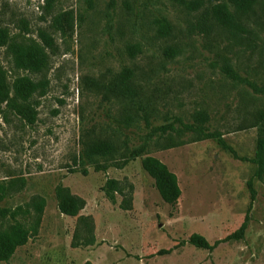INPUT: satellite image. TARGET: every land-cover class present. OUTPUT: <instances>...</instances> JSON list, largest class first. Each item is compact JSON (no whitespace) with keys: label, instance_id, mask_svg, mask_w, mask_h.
<instances>
[{"label":"rangeland","instance_id":"obj_1","mask_svg":"<svg viewBox=\"0 0 264 264\" xmlns=\"http://www.w3.org/2000/svg\"><path fill=\"white\" fill-rule=\"evenodd\" d=\"M199 1L204 7L190 11L169 0H0V28L47 62L41 74L18 70L0 46L9 92L0 103V185H12L0 202V232L29 233L0 264H264V173L256 177L258 166L248 161L264 123V95L251 86L264 87V0L236 18L235 29L208 10L224 4L233 14L236 0ZM127 68L136 96L117 98L113 85ZM29 80L44 83L45 93L25 102L16 86ZM200 111L239 159L215 140L155 145L156 129L177 117L191 122ZM97 138L137 153L111 165L89 153ZM146 157L176 176V205L162 200ZM251 179L257 196L245 235L215 246L244 223ZM110 180L119 192L109 193ZM62 191L85 202L76 217L61 212ZM34 198L44 202L35 235ZM194 234L212 248L189 244Z\"/></svg>","mask_w":264,"mask_h":264},{"label":"trees","instance_id":"obj_2","mask_svg":"<svg viewBox=\"0 0 264 264\" xmlns=\"http://www.w3.org/2000/svg\"><path fill=\"white\" fill-rule=\"evenodd\" d=\"M174 5L181 8H185L190 11H197L204 7L203 3L199 0H169ZM235 11L232 14L226 5H218L208 10L210 15L220 26L229 29L236 28V20L246 16L251 10L253 3L256 0H236L235 1ZM233 17V18H232ZM237 18V19H236ZM235 19V20H233ZM169 27H161L160 32L163 35H168L170 30ZM0 46H7L10 51L14 65L18 70L29 71L34 74H41L47 68V62L42 57L35 46L26 45L22 43H14L9 37V33L4 28H0ZM134 54L137 50H133ZM170 57H173L177 50L169 48L167 49ZM225 71L233 76V70L231 66H226ZM134 71L132 69H125L118 79V82L113 85L116 97L122 98H133L136 96L135 85H134ZM5 73L0 61V103L6 102L8 99L9 92L6 87ZM255 91L259 94L264 95V87L258 88L255 85H251ZM45 89L44 83L36 84L29 80L24 84H17L16 86V96L21 100L27 102L35 95H43ZM113 93V91H111ZM261 119H264V115H261ZM210 116L205 111H200L194 114L191 122H185L182 118L177 117L171 123L161 126L154 132L156 137L155 145L159 149L167 150L179 147L185 144L187 141L185 137H192L191 142L204 141V140H215L218 144L225 150L229 151L234 158L239 159L237 153L229 147L223 140V136L217 132L212 131L209 126ZM88 150L92 156H98L106 159L107 163L111 165H116L121 162L126 165L137 153L128 146V144H120L111 138H97L88 141ZM246 161V159H241ZM251 161L258 166L256 172V177L262 178L264 173V123H261L260 135L257 142V152L256 157ZM101 166H98L100 168ZM107 165L103 166L102 169L106 170ZM144 170L155 180V186L158 190L162 200L174 206L177 204L181 197V191L178 185L176 176L170 172L168 167L161 161L154 157H146L143 161ZM118 182L110 180L107 182V190L111 192H119ZM12 186V185H10ZM5 187L0 185V202L11 192V187ZM248 188L250 191L251 203L245 221L238 231L234 234L228 236L224 240L217 241L215 246L221 243L229 242L232 240H240L245 235L247 226L249 223V214L252 211L253 203L256 200L257 192L254 187V180L251 179L248 182ZM59 198L60 210L63 214L76 217L78 213L85 207V202L75 196L68 195L67 192H60ZM123 204L125 210L131 208V198ZM31 208L35 216V228L33 229V234L37 233L38 226L41 222V218L44 212V202L40 198H34L31 202ZM30 210V211H32ZM24 211L19 208L15 214ZM30 211L28 213H30ZM90 228V226H88ZM29 240L28 231L22 229L21 227L10 226L5 231L0 232V262H8L12 256L16 253L17 249L25 246ZM189 244L195 246L199 249H211L210 243L198 234H194L189 239ZM86 264H91L87 262Z\"/></svg>","mask_w":264,"mask_h":264}]
</instances>
